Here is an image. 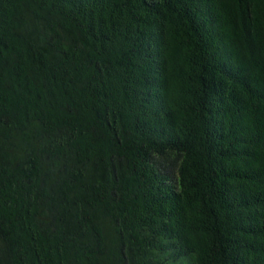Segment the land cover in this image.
Here are the masks:
<instances>
[{"label":"trees","instance_id":"16d2710c","mask_svg":"<svg viewBox=\"0 0 264 264\" xmlns=\"http://www.w3.org/2000/svg\"><path fill=\"white\" fill-rule=\"evenodd\" d=\"M0 264H264V0H0Z\"/></svg>","mask_w":264,"mask_h":264}]
</instances>
